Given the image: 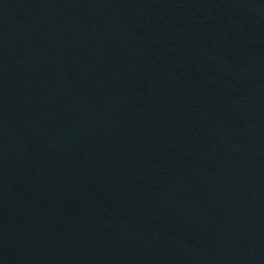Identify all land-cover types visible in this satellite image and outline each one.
Wrapping results in <instances>:
<instances>
[{"label": "water", "instance_id": "95a60500", "mask_svg": "<svg viewBox=\"0 0 264 264\" xmlns=\"http://www.w3.org/2000/svg\"><path fill=\"white\" fill-rule=\"evenodd\" d=\"M0 264H264V0H0Z\"/></svg>", "mask_w": 264, "mask_h": 264}]
</instances>
